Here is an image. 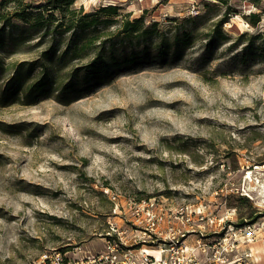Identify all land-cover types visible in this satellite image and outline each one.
Wrapping results in <instances>:
<instances>
[{
	"label": "rangeland",
	"instance_id": "obj_1",
	"mask_svg": "<svg viewBox=\"0 0 264 264\" xmlns=\"http://www.w3.org/2000/svg\"><path fill=\"white\" fill-rule=\"evenodd\" d=\"M106 5L119 15L90 42L0 7V264H109L112 225L128 244L149 240L133 225L146 204L170 216L166 237L199 242L213 263L264 264V14L255 26L242 16L264 0L73 8ZM127 14L158 27L122 43ZM41 80L45 93L28 96Z\"/></svg>",
	"mask_w": 264,
	"mask_h": 264
},
{
	"label": "trees",
	"instance_id": "obj_2",
	"mask_svg": "<svg viewBox=\"0 0 264 264\" xmlns=\"http://www.w3.org/2000/svg\"><path fill=\"white\" fill-rule=\"evenodd\" d=\"M75 0H45V2L37 7V10H33V7L29 3H24L23 0H1L0 1V7H7L9 5L12 6V12L10 14L11 18H15L17 20H20L24 23H28L32 27H45L52 23L53 21H57L55 27L67 30L73 29V31H76L75 33H78L79 36L88 37V42L97 39V36L95 33H104L107 35V32L104 30L107 28V24L110 21H113L114 17H117L118 14V6H112V5H106L101 6L97 9L96 13L93 14H82V10L79 9L78 11L73 8V3ZM253 4L258 7L257 0H252ZM221 2H225V0H221ZM261 12H252L248 15H242L243 18L246 20L248 24L251 26H255L261 18V14H264V8L258 7ZM238 14L237 11H232L227 9V15H230L231 13ZM78 14L80 16L77 17V19L68 17L67 16H74L75 14ZM100 14V16L98 15ZM56 15L59 16L57 19ZM129 14L125 15V19L121 20L120 27L118 29L120 39L123 42L125 40L132 41L133 38H138L146 35L148 30L151 28L153 30H156L158 27L157 22H153L149 28H145L141 31L143 27V18H134L133 20H129L127 17ZM0 21L8 23L10 20L9 18H5L4 16L0 15ZM175 22V20H174ZM226 22V19L223 17L219 19L215 23V28L217 30L220 29L222 24ZM101 25L104 29H99L98 26ZM78 31V32H77ZM259 34H257L258 36ZM187 32H184L182 34V37H187ZM179 38L177 34L173 36L174 38ZM223 37V36H221ZM101 46L104 45V40L102 42L100 41ZM176 45V43H175ZM163 52V51H161ZM111 50H110V52ZM163 55V54H161ZM133 62V59H125L123 58L121 61V64L126 65L128 63ZM90 68H93V65L89 66ZM115 68L112 69H106V68H99L97 70V77H103L106 76L110 71H114ZM92 74H95L92 72ZM46 83L48 81L41 80L38 83L34 84L33 87L29 90L28 96L33 95L34 92H37V96H41L45 93V87Z\"/></svg>",
	"mask_w": 264,
	"mask_h": 264
},
{
	"label": "built area",
	"instance_id": "obj_3",
	"mask_svg": "<svg viewBox=\"0 0 264 264\" xmlns=\"http://www.w3.org/2000/svg\"><path fill=\"white\" fill-rule=\"evenodd\" d=\"M141 212L142 221L134 222L133 225L138 226L134 230L147 235L148 238L150 237L149 240L128 244L122 237L125 230L120 231L118 226L114 224L110 228L109 235L115 236V240H113V243L108 244L107 251L104 256H101V259L108 261L109 264H216L213 263L214 259L206 249L200 247L199 242L191 247L181 243L180 240H175L173 236L166 237L167 231L171 232L172 230L173 221H166V216L170 218L169 215L154 209L153 204H146ZM192 214L197 216L198 224H201L203 213L199 211L192 212ZM151 235L157 243L151 239ZM182 237H184V234ZM213 248H216V246L213 245ZM208 249L210 248L208 247ZM148 250L157 252L158 256L153 253L149 254ZM230 252H233V250L231 249ZM250 255L244 254L243 258H233L228 260L227 264H241L239 261H242V259L246 261L242 264H249L248 261L250 260L247 256Z\"/></svg>",
	"mask_w": 264,
	"mask_h": 264
},
{
	"label": "bare ground",
	"instance_id": "obj_4",
	"mask_svg": "<svg viewBox=\"0 0 264 264\" xmlns=\"http://www.w3.org/2000/svg\"><path fill=\"white\" fill-rule=\"evenodd\" d=\"M237 19H238V17H237ZM255 167H256V168H257V170H258V168H259V167H257V166H255ZM261 169H263V170H264V165L261 167ZM246 179H251V173H248V175H247ZM148 252H150V251L148 250Z\"/></svg>",
	"mask_w": 264,
	"mask_h": 264
},
{
	"label": "crops",
	"instance_id": "obj_5",
	"mask_svg": "<svg viewBox=\"0 0 264 264\" xmlns=\"http://www.w3.org/2000/svg\"><path fill=\"white\" fill-rule=\"evenodd\" d=\"M254 254V253H253Z\"/></svg>",
	"mask_w": 264,
	"mask_h": 264
}]
</instances>
